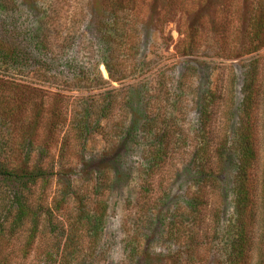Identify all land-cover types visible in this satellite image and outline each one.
<instances>
[{"label":"rangeland","instance_id":"rangeland-1","mask_svg":"<svg viewBox=\"0 0 264 264\" xmlns=\"http://www.w3.org/2000/svg\"><path fill=\"white\" fill-rule=\"evenodd\" d=\"M107 1L0 0V44L15 53L11 60L0 55V170L36 163L52 175L51 187L35 202L43 214L27 256L21 252L27 228L16 235L10 228L15 188L0 176V232L6 241L0 255L11 264H224L221 247L211 240L203 238L200 254L191 258L195 249L172 234L173 219L181 216L188 224L186 195L195 189L185 165L158 174L156 189L148 192L145 174L166 149L161 132L198 131L201 97L211 91L224 107L215 124L236 129L248 63L264 58V48L241 52L264 0H141L148 4L141 13L153 24L142 32L138 67L128 77L105 66L110 50L95 13L107 14ZM190 29L201 36V45L185 55L177 47ZM227 32L239 37L230 41L232 58L218 52L217 41ZM155 80L162 82V93L145 95L152 109L141 115L139 101L127 104L124 97ZM183 157L192 159L187 152ZM234 174L232 167L212 209L218 236L230 230ZM96 181L107 205L103 219L94 212L97 193L86 189ZM34 190L40 199L43 193ZM155 199L158 207L151 206Z\"/></svg>","mask_w":264,"mask_h":264},{"label":"trees","instance_id":"trees-1","mask_svg":"<svg viewBox=\"0 0 264 264\" xmlns=\"http://www.w3.org/2000/svg\"><path fill=\"white\" fill-rule=\"evenodd\" d=\"M107 6L109 8L106 11L107 14L103 11L95 13L96 22L100 28L99 33L110 50L109 62L105 66L121 77H128L131 71L138 67V56L143 43L142 32L152 28L153 20L151 16L141 13V10L148 6L141 0H108ZM259 6L261 7L250 20L251 33L248 37V45L241 48L244 54L257 53L264 48V2ZM157 22L162 24L160 20ZM156 27L155 30L158 29ZM238 38V34L228 32L221 34L217 41L220 56L222 54L225 58L234 57V48L230 46V41L233 39L236 42ZM200 45L201 36H198L196 30L190 29L186 31L184 40L178 45L177 51L190 55L199 50ZM0 55L6 56L9 60L15 58V53L5 50L3 44H0ZM155 82L156 80L153 84L143 82L136 90L126 92L124 99H128L127 104L134 99L139 101L138 113L141 115L147 112L149 114V110L152 109L150 107L152 104L148 102L145 95L150 93L154 96V94L162 93V82L157 85ZM153 88L156 89L154 93L151 91ZM241 92L242 99L237 108L236 129L229 130L215 124L216 119L224 114V107L219 102L222 99L218 98L216 92L211 91L201 97V126L194 135L189 136L177 130L161 132L166 152H158L161 155L156 154L153 159L156 163L153 162L147 166L145 178L148 180V187L145 188V192L152 191L149 188L156 189L158 174L163 176L166 169L177 168L178 170L185 165L188 176L195 182V189L189 190L186 195L189 212L185 219L188 220V224L182 221L181 216L173 219L171 223L173 236L181 237V244H187L188 248L195 249L191 252V258L200 254L202 240L206 238L211 240L213 247H221L224 264H264L263 57H257L248 63ZM156 101L155 104L163 107L160 99ZM147 122L149 124L152 121L148 118ZM33 137L32 132L31 139ZM171 143L175 146L172 154H169ZM185 152L192 159L186 160V157H183ZM61 153L63 154V150ZM162 153L164 156L160 157ZM169 155H171L170 158ZM26 165L13 164L2 167L0 170V176L15 188V200L12 203L15 211L10 228L13 229L14 235L27 228L29 235L21 249L24 256H27L32 249L39 229L38 218L43 214V207L36 205L35 202L44 198L52 184L50 179L52 175L48 168L36 163ZM232 167L235 172L232 176L235 194L233 217L230 230H220L218 236V230L213 227L211 213L220 201V192L224 190L222 183ZM165 180L166 177H160L159 181ZM160 185L163 184L160 183ZM86 187L97 193L99 199L94 203L96 205L94 212L99 219H103L107 205L101 202L102 188L97 181ZM34 188L43 193L40 199L35 197ZM25 192L28 195L26 193L24 197ZM59 194L62 192L57 194L58 198ZM147 198L148 204L151 201L149 197ZM151 206L158 207V199H155ZM206 220L211 221L207 223L209 227L207 236L203 234V223ZM0 242V246L6 242L1 237V232ZM0 264L11 263L0 255Z\"/></svg>","mask_w":264,"mask_h":264}]
</instances>
